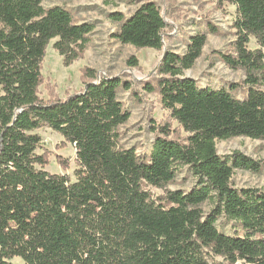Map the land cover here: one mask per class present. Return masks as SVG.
I'll return each mask as SVG.
<instances>
[{
	"label": "trees",
	"instance_id": "1",
	"mask_svg": "<svg viewBox=\"0 0 264 264\" xmlns=\"http://www.w3.org/2000/svg\"><path fill=\"white\" fill-rule=\"evenodd\" d=\"M216 1L236 7L233 53L221 58L244 72L246 95H232L238 84L200 88L184 77L206 43L205 34L194 35L183 55L165 52L156 70L162 108L186 137L172 138L167 124L154 127L150 155L138 156L118 143L130 114L117 94L128 84L96 81L85 69L82 77L90 81L81 92L50 103L38 96L48 44L55 40L53 49L69 67L82 57L93 25L77 23L61 7L45 9L42 0H0V264L13 258L24 264H264V192L231 185L235 170L259 174L264 163L240 152L222 158L216 150L217 141L264 140V0ZM110 18L119 43L161 50L166 23L154 1L129 18ZM250 37L255 51L247 49ZM42 128L74 147V182L42 169L47 157L36 154ZM178 167L187 168L195 187L166 190L163 202L154 201L148 188L165 189ZM205 203L213 206L207 215ZM220 217L239 224L242 234L221 233Z\"/></svg>",
	"mask_w": 264,
	"mask_h": 264
},
{
	"label": "rangeland",
	"instance_id": "2",
	"mask_svg": "<svg viewBox=\"0 0 264 264\" xmlns=\"http://www.w3.org/2000/svg\"><path fill=\"white\" fill-rule=\"evenodd\" d=\"M146 1L156 3L166 23L159 51L136 49L119 43L113 37L118 24L110 16L120 14L129 18ZM42 5L45 9H66L77 23H88L94 28L87 36L82 57L69 67L63 65L62 58L53 49L55 40L48 44L41 64L40 100L50 103L81 92L85 83L90 81L82 77L85 69L94 72L96 81L118 78L129 86V89L120 88L117 94L118 100L130 114L129 120L118 130V143L122 149H134L138 156L150 155L157 133L154 127L166 124L170 126L172 138L181 140L186 137L177 122L162 108L156 70L165 52L183 55L189 39L198 33L206 35V43L194 66L184 71V77L196 81L200 88L220 89L238 84L240 86L232 95L237 99L246 95V87L242 84L244 72L230 69L221 58L233 53L232 44L236 40L233 25L237 12L232 4H219L216 0H42ZM208 26L216 29V33L211 34ZM258 48L255 39L250 37L247 49L255 51ZM131 58L137 61L135 67L127 64ZM147 86L153 89L152 92L146 89ZM36 133L41 138L36 154L47 157V164L42 169L51 175H66L74 182V172L77 170L74 147L48 128ZM216 150L222 158L240 152L264 163V140L234 138L217 141ZM195 185L196 179L187 168L178 167L174 181L165 189L148 188V191L154 201L163 202L166 190L189 192ZM231 185L238 190L257 189L264 192V169L259 174L235 170ZM212 207L210 203L202 206L205 215L210 213ZM217 229L230 236L242 234L239 224L223 217L218 219ZM216 261L222 262V259L217 258ZM8 262L24 264L19 258Z\"/></svg>",
	"mask_w": 264,
	"mask_h": 264
}]
</instances>
